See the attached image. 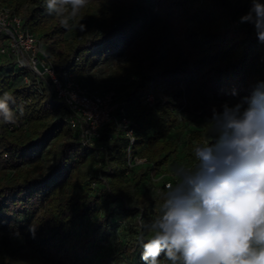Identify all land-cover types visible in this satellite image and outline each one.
<instances>
[{
  "label": "trees",
  "instance_id": "obj_1",
  "mask_svg": "<svg viewBox=\"0 0 264 264\" xmlns=\"http://www.w3.org/2000/svg\"><path fill=\"white\" fill-rule=\"evenodd\" d=\"M153 1L163 23L184 45L191 67L184 62L169 67L155 60L156 74L135 77L142 59L130 54L113 71L121 82L107 90L115 91L118 105L94 146L82 143L68 124L67 105L49 87L43 85L38 92V86L14 83L20 69L9 59L0 63V96L9 92L15 100L10 102L15 122L0 120V229L21 236L51 264H143L136 221H129L128 237L117 246L105 242L118 219L139 215L138 220L147 224L157 214L165 184L158 196L141 185L148 173H156L180 151L178 138L169 133L178 126L179 109L188 104V97L178 87L167 101L150 105L142 103V91L194 70L212 97L242 102L264 81V44L258 42L252 24L234 22L238 12L231 0H214L204 7L199 0ZM0 5L20 15L41 40L62 41L61 48L46 45L57 72L75 70L91 92L106 91L82 81V74L97 61L94 49L115 51L121 43L130 44L140 24L152 25L156 19L142 0H89L76 15L83 22L66 37L62 17L40 11L45 0H0ZM222 17L229 18L230 25L213 29ZM188 20H197L196 26L190 29ZM122 108L136 128L133 153L146 157L145 163H128L129 140L117 125ZM191 142L188 139L186 145L194 149ZM53 153L55 163L46 172L43 164ZM86 163L92 166L84 169ZM195 163L196 158L190 166Z\"/></svg>",
  "mask_w": 264,
  "mask_h": 264
},
{
  "label": "clouds",
  "instance_id": "obj_2",
  "mask_svg": "<svg viewBox=\"0 0 264 264\" xmlns=\"http://www.w3.org/2000/svg\"><path fill=\"white\" fill-rule=\"evenodd\" d=\"M88 3L45 0V8L67 28ZM239 23L252 24L264 44V0H251ZM10 102L14 97L4 92V123L15 122ZM221 107L212 109L206 143L194 147L196 163L173 168L157 214L140 221L143 264H264V81L241 103Z\"/></svg>",
  "mask_w": 264,
  "mask_h": 264
},
{
  "label": "rangeland",
  "instance_id": "obj_3",
  "mask_svg": "<svg viewBox=\"0 0 264 264\" xmlns=\"http://www.w3.org/2000/svg\"><path fill=\"white\" fill-rule=\"evenodd\" d=\"M151 9V15L156 14L155 22L150 24H140L139 31L135 38H133L130 44L121 43L120 48L115 51L107 49L105 46H99L94 49L97 61L82 74V81L87 86H95L99 91L107 90L112 85H118L121 80L120 77L113 73L117 65L124 64L129 58L130 54H136L142 59L140 68L134 72L145 74H156L157 68L155 60H159L161 63L174 67L176 64L184 62L187 66L191 67V62L188 58V53L174 36L172 31L163 23L161 13L155 7L153 0H142ZM214 0H199L200 6H206L213 3ZM251 0H231L233 5V11L238 12L237 18H234V22L239 21L238 18L245 15L250 7ZM46 10L43 7L40 11ZM71 10L68 8V12L64 15L69 16ZM136 12V10H134ZM82 18V17H81ZM80 16L70 17L69 26L65 28V36L68 37L80 22H83V18ZM230 20L227 17H222L217 20L216 24L212 26L213 29L224 30L230 25ZM189 28L192 29L197 24V20H188ZM4 37V34L0 32V41ZM42 43L47 44L53 48L57 45V48H61L62 41L58 39L42 40ZM47 47V46H46ZM104 51V53H103ZM154 53V54H153ZM7 57L0 54V63H5ZM10 74H13L12 68L8 69ZM15 72V71H14ZM187 76L171 78L168 82H160L156 85H151L148 89L142 91L141 101L146 103V95L149 91H153L156 96V100H164L170 98L172 92L182 87L184 94L188 97V104L183 105L179 109V124L173 130L170 131V138H178L180 142V151L174 159H171L168 163L163 164L161 169L156 173H148L146 181L141 186H147L154 196H158L161 192L163 184H167L173 181L172 170L177 164L190 163L195 158L193 147L186 145L187 140L192 142L190 145L196 146L197 144H203L206 142V133L209 125L207 121L211 118L212 109L216 108L218 111L222 110V105L227 103L229 106H234L237 103H241L237 98H229L225 100H219L212 97L207 91L202 88L201 83L198 81L196 71L192 70L186 73ZM196 79L195 83H191V80ZM21 76H18L14 83L20 82ZM189 85V86H187ZM193 134V135H191ZM190 137V138H189ZM56 153L45 160L43 166L44 171H50L55 163ZM92 166L89 163L84 165V169H89ZM139 215L132 217L118 219L116 225L111 227L112 233L110 238L105 242V246H117L120 242L124 241L129 234L128 224L130 220L136 221L140 225L138 220ZM0 253L3 259L0 257V264H51L45 258L43 253L32 250L24 241V239L11 232L8 229H0Z\"/></svg>",
  "mask_w": 264,
  "mask_h": 264
},
{
  "label": "built area",
  "instance_id": "obj_4",
  "mask_svg": "<svg viewBox=\"0 0 264 264\" xmlns=\"http://www.w3.org/2000/svg\"><path fill=\"white\" fill-rule=\"evenodd\" d=\"M0 32L4 34L0 41V54L12 60L22 72L19 83L33 88L38 86V92H42L43 85L49 87L50 92L67 105L68 124L77 131L82 143L94 146L117 108L115 91L91 92L78 80L75 70L57 72L49 49L25 26L22 17L6 5H0ZM156 101L155 93L149 91L146 103L153 105ZM117 125L124 129L129 140V165L145 163L146 157L133 153L136 128L124 108Z\"/></svg>",
  "mask_w": 264,
  "mask_h": 264
}]
</instances>
